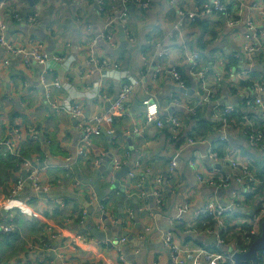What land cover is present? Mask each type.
Returning a JSON list of instances; mask_svg holds the SVG:
<instances>
[{
  "label": "crops",
  "instance_id": "crops-1",
  "mask_svg": "<svg viewBox=\"0 0 264 264\" xmlns=\"http://www.w3.org/2000/svg\"><path fill=\"white\" fill-rule=\"evenodd\" d=\"M9 1L20 10L31 7L38 12L39 20L34 26L25 22L14 23L5 14L7 39L13 46L25 48L38 41L49 63L58 65L48 71L47 79L64 75L68 90H54L52 98L77 94L84 109L83 117L87 118L95 111L108 109L126 80L122 79V72L135 78L138 85L124 114L113 122L115 138L105 134L94 137L91 149L79 156L78 121L56 111L46 99L41 85L42 66L35 62L25 65L15 56L9 57L4 65L5 55L0 50V142L12 136L14 128L19 129L22 137L19 147L24 157L37 160L44 169L41 177L49 185L52 194L49 197L55 203L45 207L41 199L44 196L34 195L25 182L17 199L18 207L25 211L21 214L15 212V224L10 233L0 234V264H64L65 260L68 264H173L164 245V236L178 223L190 222L205 202L211 199L227 205L236 201L239 206L230 208V211L238 216L234 217L230 212L225 214L233 222H246L264 202V192L245 195L243 187L234 180L223 188L200 184L190 165V159L196 153L201 156V171L207 172L212 167L213 161L202 155L213 144L210 142L218 128L210 134L207 131L222 120L226 106L232 105L242 111L243 116L253 119L254 124L249 129L261 131L264 135L259 128H264L261 111L248 107L244 97L246 100L250 94L246 88L235 85L242 80L239 73L248 69L252 80L264 87V50L253 57L251 67L247 66L241 52L245 44L253 43L252 37H246L250 32L245 28V19L250 14L255 21L258 42H264V4H261V13H253L255 9L251 8L260 0H240L244 5L241 23L235 27L226 25L220 14L195 16L193 19L184 17L182 22L181 13H192L198 0H151L147 8L141 9L129 4L126 29L132 38L127 40L132 49L121 48L117 54L113 50L119 45L118 22H113V29L109 30L114 35L113 46L96 35L104 30L106 21L115 18L118 1H108L109 7L106 4L104 11L95 6L98 5L96 0H44V3L32 0L33 4L28 0ZM236 2L223 0L234 16L237 14ZM179 24L180 32H176L170 42L169 34ZM87 26L90 31L86 30ZM92 39H95L93 50L97 57L116 62L119 69L103 72L90 62L87 43ZM171 46L177 50L185 46L199 52L200 67L207 69V82L215 88L211 103H199L202 95L198 79L189 74L181 54L169 49ZM164 48L166 53L159 56V51ZM158 65L177 67L184 78V86H176L170 73L157 74ZM214 74L222 76L219 82L215 81ZM98 86L103 94L100 98L95 96ZM261 97L264 101V90ZM146 98L157 103L161 117L175 115L180 119L182 125L177 135L173 136L168 125L157 127L154 122L146 123L143 104ZM189 106L198 110L197 118L192 117ZM228 126L226 130L231 144L227 141L221 149L234 145L254 165L264 161V151L248 145L244 118L235 122L232 128ZM188 138L195 140L190 143ZM199 139L206 140L199 143ZM115 160H119L121 166L114 169ZM220 165L218 175L227 174L228 165ZM124 168H127L126 173L122 172ZM129 171L134 173L133 177H129ZM120 172L122 174L118 176ZM157 177L161 178L162 185L161 206L155 201L150 202V195L146 193L151 192L152 182ZM18 178L11 158L0 145V201ZM94 183L101 189L115 187L107 193L98 210L94 209L87 218V206L95 202L91 193ZM5 216L6 211L1 208L0 220ZM175 216L179 220L170 225V219ZM90 221L100 230H115L113 237L106 240L107 244L95 239L88 241L91 235L86 225ZM120 231L127 232L121 236L127 240L118 252L109 246V242L119 239ZM173 233L181 242L197 247L208 245L185 235L186 231ZM188 233L211 236L205 229L203 233L196 230ZM73 238L82 241L70 245ZM41 240L48 246H42ZM228 242L221 246L222 251L239 245L236 239ZM119 255L123 256L124 262ZM183 259L185 264L192 263L191 254L184 255Z\"/></svg>",
  "mask_w": 264,
  "mask_h": 264
},
{
  "label": "built area",
  "instance_id": "built-area-1",
  "mask_svg": "<svg viewBox=\"0 0 264 264\" xmlns=\"http://www.w3.org/2000/svg\"><path fill=\"white\" fill-rule=\"evenodd\" d=\"M108 1L113 0H96L98 3V9L104 11L106 8V4ZM120 1L123 5L127 3H133L136 6L141 8H147L151 0H114ZM194 11L189 13L188 15L181 13V18L184 21V17L193 19L195 16H209L213 14H220L223 18V21L226 25L230 27L238 26L241 23V16L243 11V3L240 0L236 2V12L237 14L234 16L232 11L225 6L223 0H198ZM264 4V0H260L257 3H253L251 5L252 9H255L253 13H261L263 12V7L261 4ZM126 7L121 6L119 10H115L117 14L115 18H111L104 24V30L99 32L96 35V38L107 40L112 46L113 44V33L109 32V30L113 29V22H118V24L123 28L125 33V37L127 40L132 39L129 32L127 31L128 24V16ZM5 14L10 18L11 21H19L25 22L31 26H34L38 22V12H28L23 13L20 9L13 6L9 0H0V50L5 55L2 63L5 65L8 63V58L11 56L17 57L22 61L23 64L27 65L28 63L35 62L36 64L42 66L41 71V85L44 88V94L46 99L50 102L51 106L60 112H64L68 114L71 118L78 121V129L80 132V140L77 148V154L79 156H84L92 147V139L101 134H105L109 136L111 139L115 138V129L113 126V122L115 118L120 117L124 114L125 109L128 106V102L132 95L134 88L138 85V81L131 77L129 74H125L122 72V79H126L122 82L116 96L111 100L108 109L105 111H95L89 117L84 118V109L78 100V95H68L62 99H54L52 98V93L54 90L64 89L68 90V82L66 77L62 74H58L56 78L53 80L47 79V74L49 70L53 68H57L54 64L49 63V58L47 54L43 51L42 45L38 42H32L31 45L27 48L25 47H17L13 46L9 40L7 39V30L8 26L5 21ZM181 22V24H182ZM245 28L250 32V36L246 35L247 38L252 37L253 43H247L242 48V54L244 55V59L247 63V66L252 65L253 57L262 52L264 50V42H258L256 32L255 21L252 19L251 14L249 17L245 19ZM87 31H90V27L87 26ZM115 30V27H114ZM180 32V24L175 25L173 30L169 34V41L171 42L174 34ZM252 34V35H251ZM95 39H92L87 43V50L89 55V60L91 63L97 66L100 71L107 72L113 69H119V65L116 62H113L105 57H97L95 51L93 50ZM151 42H149L150 44ZM169 49L175 50V52H179L182 56L184 64L188 67V72L191 76L198 79V88L200 89V94L202 98L199 103H211L214 99L215 88L213 84L207 82V69L200 67V54L197 51H191L185 46H181L177 50L176 47H170ZM166 48L159 51L158 55L162 56L166 53ZM233 56H237L234 54ZM57 62L58 59L54 58ZM249 67V68H250ZM155 72L157 74L160 73H170L175 80L176 86H184V78L181 73L177 70V67L173 66L171 68L164 67L163 65H158ZM215 81L219 82L222 76L214 74ZM239 77L242 80H249L251 83L248 87H246V100L245 104L251 108H257V110L261 111V118L264 119V101L262 99V92L264 87L262 83L252 80L248 69L239 73ZM95 96L97 98L103 97V94L100 90V86L97 87L95 91ZM143 104L145 106V121L146 123L154 122L157 127H162L164 125H168L171 129L173 136L177 135L181 130V121L175 115H168L165 117H161L159 115L158 105L155 101H152L149 98L143 100ZM190 107V106H189ZM191 109V115L196 116L195 108ZM223 114L228 115L232 112H235L237 108L232 105L226 106L223 109ZM244 123L247 129L244 130L246 140L250 148L257 151H264V135L261 131H256L252 128L254 124V120L250 119L247 115L243 116ZM228 125L226 124V119L222 118V125L218 128L215 137H213L211 144L207 147V152H205L202 157H206V159H211L213 161L212 167L207 172H203L200 170V161L201 156L194 153L192 158L190 159V165H192L195 170V178L197 182L203 185L211 186L213 188H223L229 185V183L234 180L238 184H240L244 192L253 193L251 185H257L264 183V178L257 177L255 174V169L253 168V161L246 160L247 157L241 153L239 149H237L234 145L226 147V149H221L223 144L229 142V135L227 133L226 128ZM32 137H36V133H32ZM196 139V138H195ZM194 138H188V142L193 143ZM33 140V139H32ZM206 139H199L197 142L202 143L205 142ZM22 141L21 133L18 128H14L12 136L5 138L0 142L5 148V151L16 157L17 161L15 163V171L16 175L18 173V181L11 187L9 192L6 194L4 199L0 201V209L6 211V216L3 220H0V234H8L14 228L15 222V212L20 213L25 211L24 208L18 207L17 199L20 198L21 192L23 190L25 182H28L31 192L33 193H45L48 194L50 191L49 185H47L42 177L41 173L44 170L41 166H39L37 160H32L23 157L22 151L19 147V142ZM195 141V143H197ZM230 143V142H229ZM231 144V143H230ZM220 146V148H219ZM223 153V154H222ZM204 157V158H205ZM220 163H226L228 166L227 174H219L221 169ZM136 166L139 164L136 163ZM121 166V162L119 160H115L112 164V167L115 169ZM129 177H133L134 173L132 171L128 172ZM93 198L95 197L93 189L91 190ZM147 195V194H146ZM149 195L152 197V201H155L157 205L162 204V185L161 178L157 177L152 182V190L149 192ZM148 198V196H147ZM42 199V203L45 204V207H48L53 201V199L49 196H44ZM239 204L236 201H233L230 204L222 205L213 200H208L205 202V205L198 209L195 214V217L188 222L186 232L193 231L191 226L194 225L195 221L199 218L200 215L208 214L213 219L216 220L215 229L205 228V231L215 235L218 240V244L223 246V239L221 235L218 233L222 227L225 226V220H231L230 218L225 217L226 212H230V208L237 207ZM17 210V211H16ZM101 214V213H100ZM83 215L85 212L83 211ZM264 217V202L259 206L257 210H255L252 216L245 221H237L233 222L234 229H239L243 236V241L249 246V244L259 235L261 230L262 218ZM179 220V217L175 216L170 219V225ZM247 225L248 228H244L243 225ZM175 228V227H174ZM172 228L170 231L166 233L163 238L165 247L169 250L170 259L173 264H185L184 255L191 254L192 255V263L191 264H239L234 259V254L238 252H244L247 248H243L240 245H236V247L224 250L218 249L221 247L218 244H214L212 247L205 246H194L189 242H181L176 236H174L173 231L175 229ZM173 230V231H172ZM253 240L251 237H253ZM81 238H73L69 243L70 245L77 244L82 241ZM94 238L90 236L88 241H93ZM126 237H119L114 241L109 242V246L116 249L118 252L124 242H126ZM42 246L47 247L48 244L41 240ZM98 243H101L98 241ZM105 244V243H104ZM217 247V248H216ZM217 249V250H213ZM119 259L124 262L123 256L119 255ZM64 264H68L65 260ZM250 264H264V250L258 252L256 261L251 262Z\"/></svg>",
  "mask_w": 264,
  "mask_h": 264
},
{
  "label": "trees",
  "instance_id": "trees-1",
  "mask_svg": "<svg viewBox=\"0 0 264 264\" xmlns=\"http://www.w3.org/2000/svg\"><path fill=\"white\" fill-rule=\"evenodd\" d=\"M41 1H43V3H44V0H41ZM118 3H119V7H121V6L127 7V10H128V5L129 4H133V3H127V4L123 5V3H121L120 1H118ZM107 7H109L108 4H107ZM20 11H22L23 13H28V12H33L35 10L30 7V8L22 9ZM38 20H39V16H38ZM13 22L14 23H16V22L18 23L19 21H13ZM248 81L249 80H241L240 82H237L235 85L238 86L239 88L243 87V89H244V88L248 87L251 84ZM244 101H245V97H244ZM192 117L193 118H197L198 117V110H196V116L195 117L192 116ZM223 117L226 119V124L227 125H231V128L234 126L235 122L239 123V121H243V114H242V111H240L239 109H237L235 112H232L231 114H228V115L224 114L222 116V118ZM221 125H222V120L217 122L215 124V127L212 128V130L208 129L207 134H210L211 131H213V129H215V131H216L217 128L221 127ZM259 128H261L260 130H262L264 132V128L263 127L259 126ZM196 130H198V128H196ZM197 136H198V134H197ZM195 138H196V136H195ZM219 148H220V146H219ZM244 152L247 153V154L250 153L248 150H244ZM7 154L12 160L13 169H16V167H15V163L17 161L16 157L12 156L8 152H7ZM21 155L24 157L23 153ZM250 156L253 157V155H250ZM253 166H254L253 168L255 169L256 176L260 177V178H264V161H260V164H256V162H255V165L253 164ZM251 187H252L253 193L244 192L245 195H252V196L254 195L255 196L258 193H263L264 192V183L257 184V185H251ZM53 204H55V203L52 202L51 205H53ZM231 214H232V211H231ZM232 215L234 217L238 216L236 212H234ZM263 221H264V218H263V220L261 222L263 223ZM187 224L188 223H185V222H182L180 224L178 223L176 225V227H175V234L176 233H180V232H185L186 229L189 227V226H187ZM232 224H233V221H230V220L226 221L225 220V226L221 228L223 230H219L218 231V233L221 235V237L223 239V242H222L223 245H227L229 243L228 241L230 239H236L238 241L239 245L246 249L248 245L246 243V240H245V243H244L241 231L239 229H237V228L234 229ZM191 227H192V229L196 230L197 233H203L205 228H212V229L217 228L216 227V220L213 219L208 214L200 215L199 218L195 221L194 225L191 226ZM243 227L245 229L248 228L246 224L243 225ZM254 237L255 236L251 237V239L253 240ZM220 248H222V247H219L218 249H220ZM213 250H217V249H213ZM237 263H239V264H250V261H238Z\"/></svg>",
  "mask_w": 264,
  "mask_h": 264
},
{
  "label": "water",
  "instance_id": "water-1",
  "mask_svg": "<svg viewBox=\"0 0 264 264\" xmlns=\"http://www.w3.org/2000/svg\"><path fill=\"white\" fill-rule=\"evenodd\" d=\"M30 4H33L32 0H28ZM97 7V5H95ZM121 48H127V49H132L130 43H128L126 37H125V33L123 31V28L121 26H119V45L117 48H115V50H113L114 54H117ZM181 89V88H180ZM210 141V139H209ZM100 169H103L100 168ZM126 173L127 168L123 169V173ZM122 172L118 173V176L122 174ZM115 187V185H111L105 189H101L99 187L98 184L94 183L93 184V191L95 194V202L89 206H87L86 212H87V218L93 213L94 209L98 210V206H100L104 200L105 197L107 195V193H109L111 191V189ZM147 194H149V192H146ZM34 195H38V196H52V194L48 193L45 194L43 192L41 193H35ZM149 201H152V197L151 195L149 196ZM85 212V213H86ZM118 229L121 228V224H117ZM87 230H89L90 235L97 241L99 242H105L106 244L108 243V241H106L108 238H112L113 237V232H115V230H100L98 227H96L91 221L87 223L86 225ZM122 235H127V232H119L118 236H122ZM185 235H190L192 237H194V239L197 240H201L204 244H218V240L216 239L215 235H211L209 237L206 236H199L196 234H189L188 232ZM220 246H222L221 244H218ZM264 250V223L261 224V230L259 235L249 244L248 248L244 251V252H238L234 254V259L236 261H251V262H255L256 261V257L258 252Z\"/></svg>",
  "mask_w": 264,
  "mask_h": 264
}]
</instances>
